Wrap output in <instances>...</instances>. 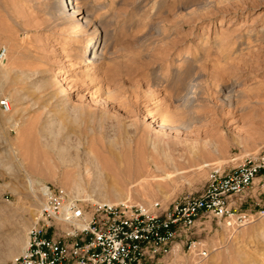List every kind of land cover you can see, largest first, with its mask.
I'll list each match as a JSON object with an SVG mask.
<instances>
[{
    "label": "rangeland",
    "instance_id": "1",
    "mask_svg": "<svg viewBox=\"0 0 264 264\" xmlns=\"http://www.w3.org/2000/svg\"><path fill=\"white\" fill-rule=\"evenodd\" d=\"M67 3L0 0V103L10 106L0 104V254L12 237L28 236L40 210L41 191L29 188L28 175L85 204H168L200 195L214 169L264 149V0H73L62 8ZM72 7L81 14L68 21ZM187 104L209 110L187 123ZM214 107L219 119L209 116ZM148 114L183 129L168 131L173 161L140 181L135 157L152 151L148 135L164 132ZM124 138L131 149L117 150H128L127 159H107L109 141ZM86 150L105 160L102 192L92 187ZM66 173L82 178L84 192L69 188ZM190 236L207 251L202 264H264V216L235 229L205 217ZM24 248L0 264H19Z\"/></svg>",
    "mask_w": 264,
    "mask_h": 264
},
{
    "label": "built area",
    "instance_id": "2",
    "mask_svg": "<svg viewBox=\"0 0 264 264\" xmlns=\"http://www.w3.org/2000/svg\"><path fill=\"white\" fill-rule=\"evenodd\" d=\"M0 104L9 110L7 100ZM43 186L19 264H202L207 251L190 236L202 218L235 229L264 216V149L228 170L214 169L200 195L168 204H85Z\"/></svg>",
    "mask_w": 264,
    "mask_h": 264
},
{
    "label": "bare ground",
    "instance_id": "3",
    "mask_svg": "<svg viewBox=\"0 0 264 264\" xmlns=\"http://www.w3.org/2000/svg\"><path fill=\"white\" fill-rule=\"evenodd\" d=\"M66 2H68V3L62 5V8H64V9L66 7H68V5H72L73 4V0L72 1L71 0H66ZM80 14H81V11L80 10H77L75 7L74 8L72 7V8H70L69 13L66 14V20H68V21H74L75 19H79V15ZM95 58H96V56H95V54L93 52V54L91 56L89 55L88 58L86 59L87 60V63L94 62L95 61L94 60ZM4 60H6V59H4ZM92 60H94V61H92ZM54 81H62V78H59V76H58V77L54 78ZM227 102H228V100H227ZM8 103H9V101H8ZM226 104L230 106L231 105V102L229 101ZM196 105L197 104H195L194 106L196 107ZM211 108H213V107H211ZM199 109L209 110L207 108V105H206V107H204L203 105L200 104L198 106V109H196V108L194 109V107L188 106V104H187V106H185V108L182 109V111H180L181 112L180 113L181 116L184 117V119H182V120H185L187 123H188V120L189 119H193L194 120V116L197 115V113L195 111H200ZM218 109L216 107H214V109H212V111H210L211 113H209V116L211 117V119L213 117L216 118V119L217 118L218 119L220 118L221 115H220V112H219ZM9 110H10V106H9ZM207 112H204V113L206 114ZM228 113H226V114H228ZM148 117H151L152 118V121H155V122H157V120H159L158 118H155L154 116H151L150 114H148ZM186 118H188V120H186ZM195 120H196V117H195ZM168 121L170 123V120H167V118L165 119V118H162L161 117V119L159 120V123H160V127L162 129H164L163 130L164 132H162L160 134H153V135L150 134V135L147 136V137H149V142L151 144L150 145V147H151L150 149L152 151H150V149H149L150 153L140 154L138 157H135L136 159H135V162H133L134 163L133 167H135L136 173H133L135 170H133V168H131L132 166L131 167H128L126 165H125L126 166L125 167L126 170L123 168L122 172H124V170H125V171H128V173H133L135 175V178H139V180L140 179H146L147 180V178L154 177V175L151 176L152 174H151L150 168L152 166H154L156 169H163L165 166H167L170 163L169 161H173L172 153L170 151H167V150L171 149V151H172V148L175 145L174 144H171L170 139L168 137L169 136L168 135L169 134L168 131L169 130L172 131L174 129H179V128L181 129L183 126L182 125L180 126L179 124L178 125H176V124L170 125V124H168ZM185 121L183 123L184 125H185ZM190 122H192V121L189 120V123ZM218 122H220V121H218ZM20 124H21V122H19V120H17V121L15 120V122H13L10 127L13 128V129H15L16 132H17L18 131L17 129L20 126ZM186 126H184V127H186ZM187 133H189V131ZM190 136H191V134H190ZM139 141L140 140H135V141L132 140V142H134L136 144V147L138 146L137 144L139 143ZM174 142L175 141H173V143ZM161 143H162L163 149H161V147H160V150H161L160 151L158 149H159V144H161ZM109 144H110V146H108V150H107V155H108L109 158H107V159H110L111 161H114L117 164H119L122 161H124V158L127 159V157H125L126 156L125 153L128 152V150H126V151H124V153H122L123 151L121 150V152H119L117 150V147H118V144H121V145H123V147H125V149L128 148V147L131 149V147H132V145H131V138H124V139H122L121 143H119L118 141H114V140L113 141H109ZM153 151L155 152V154H162V156H160L162 158L156 157L155 154H153ZM62 152L66 153V150L65 149L58 150V154H59V157L60 158H62ZM91 153H93V152H90V150L89 151L86 150V158L85 159H86L87 163H90L91 166L93 167V172L92 173H93V176L95 178L93 177L94 178V185H92V187H93L94 191H97V193H99V192H102V190H106V187L104 185H102L101 183H99V181H101L103 179V177H104V172L100 168L103 167V165L105 164V160L100 161V159H99L98 156H96L95 154L91 155ZM71 159H74V158L72 157ZM132 160L133 159L128 160V162H130V165L132 163ZM86 172H89L88 168H87ZM66 174L68 175L66 177V179H67V185L69 186V188H71V190H73V192L75 194H77V195H78V193H80V191H78L76 188L81 187L80 190H82L84 192V188H83V185H82V178L79 177V175L76 176V175H73V174H70V173H66ZM166 175H167V177L170 176L169 173H166ZM65 182H63L64 185H65ZM28 183H29L28 185H29V188L30 189L36 188V189L40 190V187H44L43 186L44 184L42 183V181L39 180V178L32 177V176H29V175H28ZM111 190L113 192H115V189L113 187L111 188ZM77 195H75V196H77ZM118 200L121 201L122 199L119 198ZM102 203H111V201H109V199L108 200H103ZM125 203H127V202H125ZM27 239H28V236L25 237V239L24 238H21L20 236L12 237L10 239L9 245L7 247H5V249H3L4 252L0 254V261H2V259H3L1 257L2 255L7 254V256L10 257V255H14L17 252V250H16L17 247L19 248V246H21L23 244L26 247Z\"/></svg>",
    "mask_w": 264,
    "mask_h": 264
}]
</instances>
